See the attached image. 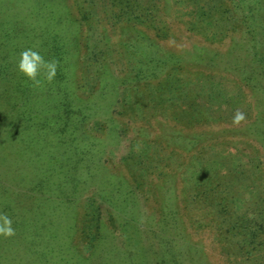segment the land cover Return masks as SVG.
I'll return each instance as SVG.
<instances>
[{
	"label": "rangeland",
	"instance_id": "rangeland-1",
	"mask_svg": "<svg viewBox=\"0 0 264 264\" xmlns=\"http://www.w3.org/2000/svg\"><path fill=\"white\" fill-rule=\"evenodd\" d=\"M0 214V264H264V9L0 0Z\"/></svg>",
	"mask_w": 264,
	"mask_h": 264
},
{
	"label": "clouds",
	"instance_id": "clouds-1",
	"mask_svg": "<svg viewBox=\"0 0 264 264\" xmlns=\"http://www.w3.org/2000/svg\"><path fill=\"white\" fill-rule=\"evenodd\" d=\"M56 60H45L44 56L32 48L22 50L16 59V69L27 81L35 84L40 83L41 77L52 81L57 71ZM245 119L243 112L237 111L233 122L239 124ZM15 229L12 227V219L6 214H0V236L12 237Z\"/></svg>",
	"mask_w": 264,
	"mask_h": 264
},
{
	"label": "trees",
	"instance_id": "trees-1",
	"mask_svg": "<svg viewBox=\"0 0 264 264\" xmlns=\"http://www.w3.org/2000/svg\"><path fill=\"white\" fill-rule=\"evenodd\" d=\"M255 4L259 9H264V0H255Z\"/></svg>",
	"mask_w": 264,
	"mask_h": 264
}]
</instances>
